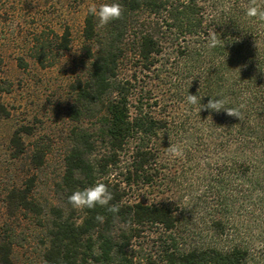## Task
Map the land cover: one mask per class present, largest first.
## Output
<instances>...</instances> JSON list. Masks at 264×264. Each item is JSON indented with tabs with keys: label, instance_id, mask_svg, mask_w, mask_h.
I'll use <instances>...</instances> for the list:
<instances>
[{
	"label": "trees",
	"instance_id": "obj_1",
	"mask_svg": "<svg viewBox=\"0 0 264 264\" xmlns=\"http://www.w3.org/2000/svg\"><path fill=\"white\" fill-rule=\"evenodd\" d=\"M112 3L122 6L121 19L100 26L88 10L84 20L80 72L70 85L73 125L56 183L60 201L48 205L36 199L35 174L6 188L0 264H14L15 247L30 241L18 229L22 217L43 229L44 264H249L248 250L239 244L180 247L181 203L157 195L181 185L187 172L169 154L170 144L199 173L204 195L214 194L218 213L212 225L221 234L229 214L249 196L235 197L234 191L242 192L235 185H244L246 194L264 190V21L246 14L251 0L105 4ZM256 5L264 9V0ZM210 33L220 40L215 48L208 47ZM70 34L67 27L61 48H70ZM38 58L43 64L44 57ZM189 94L200 98L196 105L187 102ZM212 97L223 99L225 107L244 105L245 119L224 110L200 111ZM3 113L9 114L0 105ZM32 132L28 125L14 130L11 158L41 167L47 149L27 151L24 136ZM97 182L108 186L118 213L100 206L78 212L68 202L74 191ZM142 190L156 195L132 197V191ZM158 229L151 247L139 241Z\"/></svg>",
	"mask_w": 264,
	"mask_h": 264
},
{
	"label": "rangeland",
	"instance_id": "obj_2",
	"mask_svg": "<svg viewBox=\"0 0 264 264\" xmlns=\"http://www.w3.org/2000/svg\"><path fill=\"white\" fill-rule=\"evenodd\" d=\"M106 1L0 0V105L9 112L0 114V223L6 219L2 207L6 188L21 184L32 174L36 175V199L48 205L60 201L56 183L64 172L67 138L73 125L68 116L70 85L80 72L84 20L90 7ZM67 27L70 48L63 49L62 35ZM39 55L44 57L43 64ZM24 125L33 129L32 134L24 136L27 151L31 153L38 146L47 149L41 167H30L27 159L11 158L10 137ZM126 158L124 154L121 167L126 165ZM184 158V154L176 157L181 162L180 170L184 167L182 171H187L181 185L178 181L174 190L157 195L174 196L181 203L182 224L177 232L180 247L228 249L239 244L248 250L249 264H264V190L254 188L246 194L244 185H235L242 190L238 195L234 191L235 197L249 196L241 202L240 210L229 214L227 230L221 234L212 225L213 215L218 213L215 196L204 195L207 187L199 186V173L191 170ZM155 195L148 190L132 191L133 198L149 200ZM17 223L30 241L24 247H15L14 264H44L43 229L30 218L22 217ZM157 231L160 229L144 234L139 241L151 247L159 236Z\"/></svg>",
	"mask_w": 264,
	"mask_h": 264
},
{
	"label": "clouds",
	"instance_id": "obj_3",
	"mask_svg": "<svg viewBox=\"0 0 264 264\" xmlns=\"http://www.w3.org/2000/svg\"><path fill=\"white\" fill-rule=\"evenodd\" d=\"M89 13L93 15L99 22L100 26L108 25L109 23L119 20L123 17L124 10L118 3L103 4L99 7L92 6L89 8ZM246 14L249 17H255L260 21H264V9H261L256 5V0H251L250 6L247 8ZM220 44L219 38L215 33H210L208 47L215 48ZM197 95L189 94L187 96V102L196 105L199 102ZM244 105L239 107H225V101L221 98L216 99L212 97L206 105H201L200 111L212 110L220 112L221 110L226 111V114L231 117H235L241 121L245 119L243 112ZM168 152L173 157H181L183 155L182 150L174 145L170 144ZM114 199L112 192L109 190L105 183L97 182L93 186L84 188L83 190L74 191L69 197L68 202L76 210L83 209H95L97 206L104 207L108 212L118 213L119 207L117 205H110V202ZM96 219L103 223L105 217L97 215Z\"/></svg>",
	"mask_w": 264,
	"mask_h": 264
}]
</instances>
